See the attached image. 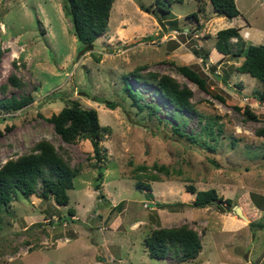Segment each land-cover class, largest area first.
<instances>
[{"label": "rangeland", "instance_id": "1", "mask_svg": "<svg viewBox=\"0 0 264 264\" xmlns=\"http://www.w3.org/2000/svg\"><path fill=\"white\" fill-rule=\"evenodd\" d=\"M154 2L114 0L106 32L83 52L66 0H0V99H33L16 111H0V167L46 139L79 170L66 206L52 196L41 197L38 182L34 194L24 198L17 192L8 207L0 208V264H264V136L256 133L264 127V102L253 97L260 83L235 71L243 58L213 50L216 32L230 19L216 16L210 0H202L204 12H198V0H160V9ZM237 4L264 33V0ZM142 5L149 6L148 12ZM165 6L169 12H163ZM193 12L197 22L189 17ZM238 18L229 27H236ZM148 35L154 38L143 40ZM263 37L256 44H264ZM248 40L247 45H256ZM196 48L208 53V61L192 52ZM142 65L138 74L146 81L133 74L123 78ZM179 65L197 71L208 90L181 75ZM148 71L187 85L192 110L172 116ZM11 75L20 85L10 82ZM125 83L141 106L158 104L156 113L134 107L123 91ZM96 99L109 100L115 108ZM71 100L95 109L100 125L108 128L100 141L105 158L98 166L88 139L65 143L46 120ZM246 106L257 119L245 116ZM208 120L215 141L207 135L205 142L213 149L191 140L203 141ZM138 166L145 168L136 172ZM139 180L150 191L138 189ZM189 184L215 189L232 204L224 212L214 203L192 207ZM184 224L202 241L195 259L149 257L143 240L152 230Z\"/></svg>", "mask_w": 264, "mask_h": 264}, {"label": "trees", "instance_id": "2", "mask_svg": "<svg viewBox=\"0 0 264 264\" xmlns=\"http://www.w3.org/2000/svg\"><path fill=\"white\" fill-rule=\"evenodd\" d=\"M113 1L66 0V9L72 18L74 35L83 45L81 51L84 52L90 49L95 39L106 32ZM198 2V12H204V3H202V0H198ZM210 2L213 12L217 16L231 19L240 14L234 0H210ZM159 5L160 0H155L154 6L160 9ZM142 8L146 12L149 10V6L142 5ZM164 8L165 11L162 10L163 12H169L166 6ZM189 17L194 18L196 22L198 21V15L195 12L191 13ZM153 38V35H148L143 40H152ZM232 39H235V41H232ZM214 47L224 56L233 55L243 58L241 63L235 68V71L248 74L260 83V89L258 92L253 93V97L260 102H264V44L247 45L239 33V28L228 27L216 32ZM192 52L197 57L203 58L204 62L208 61V53L201 48H196ZM142 68L143 65L125 76L122 75V77L124 76L123 78L125 79L129 74H133L137 81H146V77L138 74V70ZM177 69L181 75L199 88L204 91L208 90L206 80L197 71L187 65H179ZM148 73L147 77L152 79L151 84H153L155 93L158 94L164 103L171 105L172 116L180 118L184 113L192 110L189 102L192 91L187 85L181 86L176 79L166 74L157 75L150 71ZM9 80L17 86L20 85L18 77L11 75ZM222 80L224 79L222 78ZM123 91L127 97L131 98L133 106L139 111L149 108V113L155 114L158 110V104L156 103L154 105L141 106L138 102L139 95L132 91L127 83L124 84ZM52 96L63 97L61 93H53ZM220 100L222 99L220 98ZM96 101L105 104L109 109L115 108V104L109 100L96 99ZM32 102L33 99L30 95L19 98L14 96L2 98L0 99V111H16ZM194 112L196 113V111ZM243 112L246 117L257 119V116L250 111L248 106L244 108ZM46 120L52 124L54 132L65 143H72L80 138L88 139L93 147V156L97 160L94 166H98L99 162L105 158L100 141L106 131H108V128L100 125L98 113L95 109L83 108L79 102L71 100L57 113L51 114ZM173 130L176 134L180 133L178 125L173 127ZM203 130L205 133L203 141L199 142V139L195 141L196 137L190 136L191 140L206 148L213 149L214 144L211 142L215 141V135L211 120H208L203 125ZM256 133L264 136V127L257 128ZM207 135L211 142H205ZM179 136H182V133ZM152 167L158 169L156 165ZM142 168L145 167L138 166L136 172L142 170ZM78 172V168L71 167L50 141L41 139L33 145L29 153L18 156L16 159H9L0 167V208L8 207L17 192L24 198L34 194L38 182L41 184V197L46 199L52 196L57 205L66 206L69 202L67 190L73 188V180L78 175ZM101 177L102 174L99 172L94 185L95 190L99 189ZM153 180H158L155 175ZM146 183L139 180L136 183V187L138 189L146 188L150 191V186ZM186 192L194 195V199L190 204L192 207L205 208L214 203L221 212H224L228 210L226 206L232 204L230 198L218 196L215 189L196 190L194 186L189 184L186 186ZM174 204H177V202L159 203L162 207H169ZM68 211L72 212L71 210ZM143 245L149 257L163 260L171 255L180 261L195 259L202 249L200 236L195 230L185 224L179 227L154 229L144 238Z\"/></svg>", "mask_w": 264, "mask_h": 264}, {"label": "crops", "instance_id": "3", "mask_svg": "<svg viewBox=\"0 0 264 264\" xmlns=\"http://www.w3.org/2000/svg\"><path fill=\"white\" fill-rule=\"evenodd\" d=\"M235 1V4L236 6H238V0H234ZM240 14L234 18H231L230 19V22H228V26H232L234 25L236 19L238 18L239 19V24L236 25L237 28H239V33L240 35L242 36V39L246 42L247 39H249L248 41H250L251 43L253 44H256L260 41H262V37L264 35L263 31L261 28H254V24L252 22V24L248 21L247 18H245L243 16V14L241 13V11L239 10ZM214 13V12H213ZM217 16V15H216ZM249 18H252V14H249ZM235 39H232V41H234ZM263 40H264V37H263ZM252 45V44H250ZM258 45V44H256ZM215 48V47H214ZM215 52H218L216 49H213ZM218 55H221L223 57H225L223 54L219 53L218 52Z\"/></svg>", "mask_w": 264, "mask_h": 264}, {"label": "water", "instance_id": "4", "mask_svg": "<svg viewBox=\"0 0 264 264\" xmlns=\"http://www.w3.org/2000/svg\"><path fill=\"white\" fill-rule=\"evenodd\" d=\"M218 78H220V76L219 75H216ZM233 209H234V211H235V213L239 216V217H241V218H243V219H247L244 215H243V213L241 212V209L238 207V206H234L233 207Z\"/></svg>", "mask_w": 264, "mask_h": 264}]
</instances>
